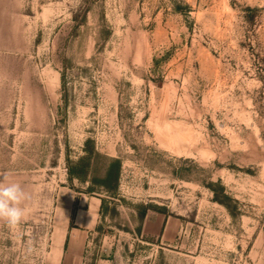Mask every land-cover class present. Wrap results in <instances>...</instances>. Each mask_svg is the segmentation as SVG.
Instances as JSON below:
<instances>
[{
    "label": "rangeland",
    "instance_id": "rangeland-1",
    "mask_svg": "<svg viewBox=\"0 0 264 264\" xmlns=\"http://www.w3.org/2000/svg\"><path fill=\"white\" fill-rule=\"evenodd\" d=\"M0 172L31 197L0 264H264V0H0Z\"/></svg>",
    "mask_w": 264,
    "mask_h": 264
},
{
    "label": "trees",
    "instance_id": "trees-1",
    "mask_svg": "<svg viewBox=\"0 0 264 264\" xmlns=\"http://www.w3.org/2000/svg\"><path fill=\"white\" fill-rule=\"evenodd\" d=\"M98 152L95 150H88V154L81 157L76 163H73L69 166V178L70 179H79L81 181H85L89 179L90 172L92 169V157L94 154ZM122 170V161L119 158H110L108 167L103 176L98 177L94 176L91 181L96 185H99L102 189L107 192H114L119 187L120 175ZM220 184L211 183L210 187L215 192V199L225 204L232 212L233 208L229 200H232V196L225 192L224 186H221V194L220 191L216 188V186ZM89 192H94V187H89Z\"/></svg>",
    "mask_w": 264,
    "mask_h": 264
},
{
    "label": "clouds",
    "instance_id": "clouds-1",
    "mask_svg": "<svg viewBox=\"0 0 264 264\" xmlns=\"http://www.w3.org/2000/svg\"><path fill=\"white\" fill-rule=\"evenodd\" d=\"M30 194L19 182L12 181L7 172H0V221L10 230L16 232L27 216L25 202L30 200ZM33 242L27 241L26 255L34 252Z\"/></svg>",
    "mask_w": 264,
    "mask_h": 264
},
{
    "label": "crops",
    "instance_id": "crops-1",
    "mask_svg": "<svg viewBox=\"0 0 264 264\" xmlns=\"http://www.w3.org/2000/svg\"><path fill=\"white\" fill-rule=\"evenodd\" d=\"M78 208H75L74 214V227H71V232H76V234L84 235L94 228L97 224L98 211L102 206V199L96 196H80ZM73 211V210H71ZM85 236V235H84Z\"/></svg>",
    "mask_w": 264,
    "mask_h": 264
}]
</instances>
